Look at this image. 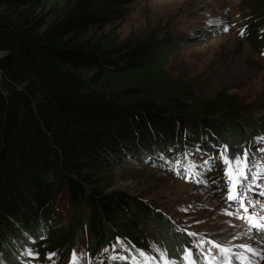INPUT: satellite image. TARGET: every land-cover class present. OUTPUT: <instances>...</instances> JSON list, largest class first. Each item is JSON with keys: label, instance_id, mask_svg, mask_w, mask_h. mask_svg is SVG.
I'll list each match as a JSON object with an SVG mask.
<instances>
[{"label": "trees", "instance_id": "16d2710c", "mask_svg": "<svg viewBox=\"0 0 264 264\" xmlns=\"http://www.w3.org/2000/svg\"><path fill=\"white\" fill-rule=\"evenodd\" d=\"M120 2L0 0V264H65L82 250L85 264L138 255L151 240L180 260L192 235L111 186L105 168L159 165L189 179L190 157L204 171L211 158L220 165L210 177L228 178L222 146L230 159L260 148L264 120L235 101L221 96L205 109L183 99L188 90L163 68L179 34L121 40L104 31ZM242 6L251 10L243 25L264 39V0ZM64 202L67 215L57 210Z\"/></svg>", "mask_w": 264, "mask_h": 264}, {"label": "rangeland", "instance_id": "374dc122", "mask_svg": "<svg viewBox=\"0 0 264 264\" xmlns=\"http://www.w3.org/2000/svg\"><path fill=\"white\" fill-rule=\"evenodd\" d=\"M243 2L121 0L119 18L111 20L104 31H112L121 40L179 34L180 47L167 54L163 68L180 89L188 90L183 94L186 103L206 109L215 106V101L223 96L235 101L232 107L239 106L238 112L246 118L263 121L264 39L258 32L253 37L250 31L242 28L245 21L249 19L250 22L251 12L248 7H241ZM260 146L264 148L262 143ZM253 157L263 159L264 152H256ZM219 165L212 164L210 169L216 171ZM105 169L106 176L114 179L111 186L140 195L155 210L194 233L197 240L190 250L197 260L200 257L194 254L193 248L206 255L211 247L206 239H210L231 248L232 264H264V233L257 232L248 222L249 216L264 219V171L254 183L249 181L245 186L247 190L238 187L234 190L243 193V201H234L245 205L236 209L235 204L230 207L217 194L215 178L203 177L204 182H190L162 166L140 163ZM252 184H256L259 192L250 193ZM57 210L67 215V202L60 203ZM83 213L85 215L86 211ZM244 243L254 251L241 248ZM161 251L153 240L149 242L147 253L154 258L151 264H164L160 259ZM211 253L216 257L220 255L215 248ZM86 254L82 250L77 256L80 259ZM236 255L240 260H235Z\"/></svg>", "mask_w": 264, "mask_h": 264}, {"label": "snow or ice", "instance_id": "6c2138e0", "mask_svg": "<svg viewBox=\"0 0 264 264\" xmlns=\"http://www.w3.org/2000/svg\"><path fill=\"white\" fill-rule=\"evenodd\" d=\"M258 139H264V138H258ZM222 147L224 150L221 151L220 153V159L226 165L225 175L228 177V180L230 182L227 198L229 200L243 201V193L241 192L234 194V190L237 187L247 190L245 186L249 184V181L254 183L255 180L258 178V175L256 173H253L251 176L248 175V170L251 167V165L249 162V152L247 149H245L242 154H235L234 157L230 159L228 153V146L224 145ZM260 150L264 152V148ZM247 203H251V201H248ZM244 206L245 205L242 202L241 207ZM245 210L247 211V209ZM248 222L252 227L256 229L257 232L264 233V219L255 216H249ZM189 235H193V234L189 233ZM117 239L119 240V238ZM210 243H212L215 249L218 250L221 258L218 260V258L215 255L211 254L210 249L208 250L207 255H205L204 252H201L200 255L203 256V258L208 262V264H230L231 256L233 255L231 248L217 241H210ZM240 247L246 249L248 252L254 251L250 245L243 244L240 245ZM105 251H107V249H105ZM136 251L138 253V256L131 257L132 264H151V261L154 258L150 254L140 249H137ZM24 254L32 257H36L39 255L38 253L33 252L30 248L26 249ZM55 255H56L55 253L47 254L49 259H52ZM111 258L126 259V257L123 255L119 257L113 256ZM160 259L164 261V264H180V260L183 261V264H196L193 258L192 251L188 248L183 249V256L180 258V260L169 257L166 251H161ZM78 262H79V258L77 254L74 252L71 264H78Z\"/></svg>", "mask_w": 264, "mask_h": 264}, {"label": "bare ground", "instance_id": "6f19581e", "mask_svg": "<svg viewBox=\"0 0 264 264\" xmlns=\"http://www.w3.org/2000/svg\"><path fill=\"white\" fill-rule=\"evenodd\" d=\"M245 244V243H244Z\"/></svg>", "mask_w": 264, "mask_h": 264}]
</instances>
